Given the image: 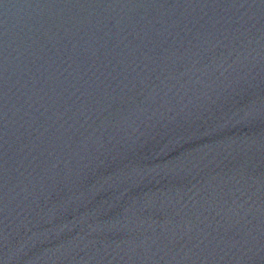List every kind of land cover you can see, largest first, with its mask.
<instances>
[{"label":"water","instance_id":"obj_1","mask_svg":"<svg viewBox=\"0 0 264 264\" xmlns=\"http://www.w3.org/2000/svg\"><path fill=\"white\" fill-rule=\"evenodd\" d=\"M0 264H264V0H0Z\"/></svg>","mask_w":264,"mask_h":264}]
</instances>
